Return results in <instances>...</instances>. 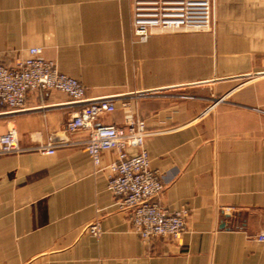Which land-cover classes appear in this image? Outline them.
Segmentation results:
<instances>
[{
  "label": "crops",
  "instance_id": "crops-1",
  "mask_svg": "<svg viewBox=\"0 0 264 264\" xmlns=\"http://www.w3.org/2000/svg\"><path fill=\"white\" fill-rule=\"evenodd\" d=\"M213 15L209 32L143 41L131 0H0L1 63L38 48L86 98L113 100L98 123L142 119L159 204L188 212L180 241H142L107 191L115 154L95 168L80 147L38 151L79 106L30 92L23 111L0 108V136L14 130L27 149L0 156V264H264L253 240L264 218V0H214ZM93 222L98 237L85 232Z\"/></svg>",
  "mask_w": 264,
  "mask_h": 264
},
{
  "label": "built area",
  "instance_id": "built-area-1",
  "mask_svg": "<svg viewBox=\"0 0 264 264\" xmlns=\"http://www.w3.org/2000/svg\"><path fill=\"white\" fill-rule=\"evenodd\" d=\"M132 31L145 41L153 32H204L212 27V0H131ZM56 91L65 94L79 109L63 125L62 133L52 136L42 153L52 154L57 147L82 148L95 168L101 165L105 152L115 154V160L106 166L107 191L115 198L118 210L130 214L132 232L142 241L162 238L178 242L186 231L188 212L185 209L169 212L159 204L164 191L162 174L149 166L144 141L152 132L137 116L126 119L122 125H103L98 119L115 112L110 98L88 99L85 88L75 79L58 72L53 61L41 57V50L31 48L27 56L17 59L12 66L0 61V108L7 112L25 109L27 94ZM86 131L84 140L70 136ZM129 150H136L131 155ZM22 148L11 130L0 136V156L18 155ZM102 212L100 215H105ZM85 232L98 237L99 224H89ZM264 242V218L261 232L253 237Z\"/></svg>",
  "mask_w": 264,
  "mask_h": 264
},
{
  "label": "rangeland",
  "instance_id": "rangeland-1",
  "mask_svg": "<svg viewBox=\"0 0 264 264\" xmlns=\"http://www.w3.org/2000/svg\"><path fill=\"white\" fill-rule=\"evenodd\" d=\"M213 10H214V0H212V26H213V18H214V15H213ZM212 30V27H211V29L209 30V31H211ZM209 31H204V32H209Z\"/></svg>",
  "mask_w": 264,
  "mask_h": 264
},
{
  "label": "water",
  "instance_id": "water-1",
  "mask_svg": "<svg viewBox=\"0 0 264 264\" xmlns=\"http://www.w3.org/2000/svg\"><path fill=\"white\" fill-rule=\"evenodd\" d=\"M236 216H241V214H235ZM224 218L225 219H229V218H231V217H229V216H224ZM225 225V224H224Z\"/></svg>",
  "mask_w": 264,
  "mask_h": 264
}]
</instances>
